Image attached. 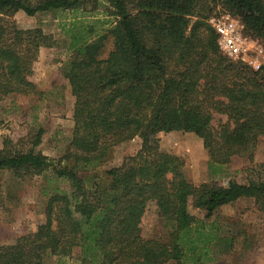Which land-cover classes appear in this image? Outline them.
<instances>
[{
    "label": "trees",
    "instance_id": "obj_1",
    "mask_svg": "<svg viewBox=\"0 0 264 264\" xmlns=\"http://www.w3.org/2000/svg\"><path fill=\"white\" fill-rule=\"evenodd\" d=\"M89 1L106 3L116 20L102 33L79 23L67 30L62 74L76 99L69 150L57 160L42 153L43 127L4 136L0 146V170L23 179L53 169L68 187L49 196L34 231L0 244V264H45L48 255L76 249L84 264H208L210 245L224 240L231 249L236 239L209 219L242 198L264 213V180L195 184L183 157L163 151L157 137L194 133L214 174L235 156L253 158L264 137V67L225 55L208 20L220 5L264 43V0H0V99L40 93L31 80L34 63L41 48L57 44L11 17L78 10ZM216 115L225 119L217 124ZM136 137L142 146L135 155L98 172L117 145ZM153 202L173 224L167 240L143 236ZM190 202L206 221L189 212Z\"/></svg>",
    "mask_w": 264,
    "mask_h": 264
},
{
    "label": "rangeland",
    "instance_id": "obj_2",
    "mask_svg": "<svg viewBox=\"0 0 264 264\" xmlns=\"http://www.w3.org/2000/svg\"><path fill=\"white\" fill-rule=\"evenodd\" d=\"M221 12L224 11L220 5L214 6L213 15ZM11 20L22 29L41 28L45 33L53 35L57 44L41 48L34 63L31 80L40 93L10 94L0 99V146L4 136L15 133L27 135L43 127L45 133L38 149L57 160L69 150L74 127L76 99L62 74L63 63L69 54L67 30L72 23H79L94 26L95 34L102 33L115 22L116 17L111 15L106 3L94 4L89 1L78 10L57 9L38 12L35 16L19 11ZM244 34L264 49L260 39L247 35L245 31ZM221 119L225 117L216 115L215 122L218 124ZM157 138L163 151L183 157L185 175L195 184L217 181L227 185L231 180L241 183H247L250 178L264 180V137L259 139L253 158L235 156L222 172L215 174L208 167L209 157L203 140L194 133L161 132ZM141 146L140 137L117 145L98 172L122 165ZM57 187L66 188L68 183L57 180L53 169L23 179L16 178L8 170H0V244L11 243L19 236L34 231L45 220L48 198ZM189 212L197 219L206 221V212L195 208L192 202ZM209 221L218 222L224 236L236 239L231 249L224 240L210 245L207 258L211 261L208 264H264V213L253 198H242L221 207ZM141 226L144 237L162 240H167L173 229V224L159 215L154 202L146 208ZM78 253L76 249L69 256L48 255L44 263L84 264Z\"/></svg>",
    "mask_w": 264,
    "mask_h": 264
},
{
    "label": "built area",
    "instance_id": "obj_3",
    "mask_svg": "<svg viewBox=\"0 0 264 264\" xmlns=\"http://www.w3.org/2000/svg\"><path fill=\"white\" fill-rule=\"evenodd\" d=\"M216 30L221 51L234 61H242L254 70L264 67V49L244 34V24L229 12H221L209 18Z\"/></svg>",
    "mask_w": 264,
    "mask_h": 264
}]
</instances>
